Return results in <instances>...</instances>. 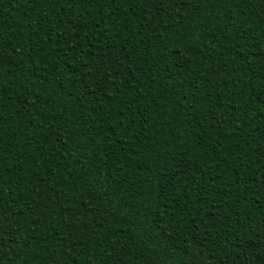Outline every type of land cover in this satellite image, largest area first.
Instances as JSON below:
<instances>
[{
    "label": "trees",
    "instance_id": "obj_1",
    "mask_svg": "<svg viewBox=\"0 0 264 264\" xmlns=\"http://www.w3.org/2000/svg\"><path fill=\"white\" fill-rule=\"evenodd\" d=\"M0 264H264V0H0Z\"/></svg>",
    "mask_w": 264,
    "mask_h": 264
},
{
    "label": "snow or ice",
    "instance_id": "obj_2",
    "mask_svg": "<svg viewBox=\"0 0 264 264\" xmlns=\"http://www.w3.org/2000/svg\"><path fill=\"white\" fill-rule=\"evenodd\" d=\"M73 3L80 2L83 3L85 0H72ZM88 3H93V4H98L100 7H108L110 4L116 3V0H87ZM115 15V10H113V16ZM97 27L99 26V23L96 25ZM234 26V25H233ZM119 29H117L118 31ZM109 37H105V43H107V40ZM222 123V122H221ZM97 134H99L97 132ZM108 139H111V135H109Z\"/></svg>",
    "mask_w": 264,
    "mask_h": 264
}]
</instances>
